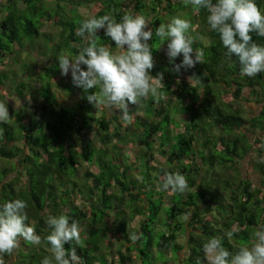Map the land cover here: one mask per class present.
<instances>
[{"label":"trees","instance_id":"1","mask_svg":"<svg viewBox=\"0 0 264 264\" xmlns=\"http://www.w3.org/2000/svg\"><path fill=\"white\" fill-rule=\"evenodd\" d=\"M81 1L90 3V13L85 16L78 11L80 18L75 20L74 11L63 15L59 13L58 2L47 8L44 7L47 4L43 0H0V63L3 66L7 63L4 58L7 57L6 53L12 50L11 46L19 49L25 37H37L39 33H43L45 29L40 27L42 23L57 28L54 32L57 38L65 39V44L69 45L72 52L71 56L75 57L81 48L86 46L84 39L76 34L84 20L109 15L121 22L125 14L143 15L150 19V27L154 31L149 43L152 46L155 66L150 74L157 75L156 79H159V74L163 75L164 87L160 90L165 93V98L156 102L150 97L143 105L145 110L148 109V116L145 118L138 114L135 117L137 119L130 124L123 122L121 113H117L118 110L106 109L103 105L98 107L102 114L97 116L85 115L84 110V119L76 124L72 122L76 114L74 111L72 114L73 106H69V102L71 98L76 97L91 108L92 104L88 100H81L78 93L66 97L71 92L66 93L63 99L57 92L56 98L48 104L42 97L38 105L39 113H54L56 120H51L54 121L51 124L46 120L45 124L40 126L42 137L38 141H35V135L31 132V121L25 118L26 114L14 117V120L19 122L17 128L9 123H1L0 159H7L12 165L8 166L7 162L0 163V205L15 199L27 201L26 223L35 228L42 240L51 232L46 223L47 214L59 210V215H67L70 222L75 220L79 224L86 218V226L80 227L82 243L77 245L73 241L65 245L66 249H76L83 264H93L95 260L100 259L94 253L99 245L90 240V236L98 231V222L105 225L106 232L112 229L111 232L108 231L109 238L106 239L110 253L102 255L103 264H118L116 260L123 261L128 242L131 241L126 231L123 232L126 245L120 244L123 251H120L117 245L113 251L111 245L117 239L116 233L119 234L115 221L118 211L123 213V224L128 221L124 203L133 205L130 218L139 214L140 210L142 213L137 225L130 226V234L143 235L149 230L150 223L161 221L164 229L158 234L154 249L167 258L162 264H205L203 245L213 237L220 238L223 247L233 255L236 254L241 246L250 244L252 234L258 226L264 224V103L259 105L256 113L248 117L243 116L241 108L239 109L241 102L252 97L256 103L264 100V73L252 78L241 76L238 58L233 56L229 60L226 56L227 49L223 46L219 34L212 30L208 23L207 10L197 11L191 5L186 6L184 0ZM18 2L22 7L18 6ZM256 3L264 12V0H256ZM181 10L186 11L185 16L197 31V34L190 36L196 38L193 47L204 52L205 63H197L194 68L176 73L171 69L174 64H179L178 60L183 57L181 55L170 63L166 52L160 51L163 45L156 47L160 38L155 36V29L161 24L169 23L174 17H180ZM97 35L99 40L104 36V30H99ZM202 36L206 38L205 41L200 38ZM252 36L254 42L264 46V37L255 33H252ZM114 43L107 37L102 45L113 47ZM51 45L61 49L60 46ZM51 45L50 48L53 49ZM82 67L86 69L85 65ZM5 71V67L0 69V75L5 76ZM50 71V68L44 65L40 70L34 69L31 74L39 75L43 72L50 78ZM13 72L15 73V70ZM3 83L0 79V84ZM36 84L38 88V83ZM19 94L23 95L21 92ZM35 95L32 94L31 99ZM22 102L27 104L26 99H22ZM83 106L81 103L77 109L82 110ZM133 106L135 105L130 108ZM79 118L75 119L79 121ZM87 119H90V122L85 126ZM132 123H135V128H131ZM245 125L251 130L256 129L251 138L243 129ZM91 128L95 129L97 135L94 133L95 135L90 136ZM94 136L97 145L92 142L93 146L89 137L94 141ZM16 140L20 144H16ZM118 141L121 146H117ZM107 144L119 148L128 144L129 148L135 147L134 154L125 153L120 157L121 154L115 152L109 160H102L101 156L107 152ZM143 145L145 149L142 148ZM139 146L142 149H138ZM153 150H157L160 159L154 156ZM94 151L99 153L97 171L85 169L78 180H71L70 175L64 173L68 167L75 171L76 165L81 164V161L88 164L94 162ZM245 154L256 156L252 159V169L260 168L259 171L254 170L260 176L259 186L251 187L247 177L239 178L235 183L225 174L221 175V179L212 180L213 174L222 173L216 170L218 167H232ZM139 159L141 165L136 163ZM205 162L207 165H204ZM115 165L119 168L112 170ZM155 167L158 171L155 175L151 174L150 177H153L149 180L157 182L158 188H161L166 173L179 172L185 175L189 184V190L183 194L161 190L167 197V201H164L167 208L159 216L158 204L153 202L151 196H156L159 200L162 195L153 194L152 190L146 197L143 194L142 182L134 189L136 180L130 171L134 170L140 177H145L147 173L149 176V169ZM50 169L55 170L56 174H50L51 178L46 179ZM8 174L11 176L6 178ZM73 175L75 176L74 173ZM54 181L57 182V188L46 189L42 186L43 183L50 186ZM218 184L226 188L225 194L215 188L219 187ZM76 192L79 196L75 202L73 195ZM97 209L102 211L103 220L102 217L97 220ZM145 211L146 217L143 216ZM187 213H190V218L184 220L183 217ZM175 217H178L177 220ZM182 224V241H177V236L182 234L179 230ZM234 229L238 231H234L229 239L226 234ZM146 243L151 244L149 236ZM50 247L46 243L40 246L30 245L26 250L19 249L13 256L5 255L4 258L10 261V264H41L45 256L51 257L48 249ZM123 264H129V261Z\"/></svg>","mask_w":264,"mask_h":264},{"label":"clouds","instance_id":"2","mask_svg":"<svg viewBox=\"0 0 264 264\" xmlns=\"http://www.w3.org/2000/svg\"><path fill=\"white\" fill-rule=\"evenodd\" d=\"M197 11L206 9L207 20L212 30L216 31L223 46L227 49L226 56L231 60L238 58L241 76L255 77L264 73V46L254 42L252 33L264 37V12L258 7L256 0H184ZM151 21L143 15L125 14L121 22L109 15L100 18H89L82 22L77 35L84 39L85 45L78 55L58 58V68L62 76L71 73L74 86L88 93L89 89H99L87 95V100L94 107L100 105L108 109L120 111L125 124L133 120L129 105L142 107L149 98L156 102L165 98L161 91L163 75L159 79L152 76L155 66L152 46L153 38ZM103 29L104 35L115 42L114 53L111 45L98 43V31ZM191 21L174 17L167 24L155 29V36L160 38L161 45L167 41L166 55L169 62L182 55L179 64L171 69L179 73L194 68L197 63L204 64V52L193 47L196 38L190 36ZM86 66V69L82 67ZM206 75V74H204ZM11 119L6 103L0 101V123H8ZM162 191L183 194L189 190L185 175L166 173L161 186ZM27 201L10 200L0 205V264H10L4 257L13 256L21 247V241L33 246L50 245L51 257L45 256L41 264H83L76 249H66L65 245L75 242L82 243L81 228L78 221H71L67 215H50L47 225L51 229L43 240L28 221ZM190 213L184 215L188 220ZM236 229L226 235L231 239ZM141 234L132 233L129 239L136 242ZM207 264H264V224L258 226L252 234L249 245L241 246L236 254L223 247L218 237L209 239L203 245ZM199 264V262H198Z\"/></svg>","mask_w":264,"mask_h":264},{"label":"rangeland","instance_id":"3","mask_svg":"<svg viewBox=\"0 0 264 264\" xmlns=\"http://www.w3.org/2000/svg\"><path fill=\"white\" fill-rule=\"evenodd\" d=\"M69 1V2H67ZM81 0H43V2L45 4H47L44 7H50L53 5H56V2H58V4L60 5V14H68L71 11L75 12V20H77V18L79 19L80 17V13L83 15H89L90 11H89V6L90 3L87 2H83ZM144 2H146L145 0H143ZM69 4V5H68ZM147 4V3H146ZM18 6L22 7V4H20L18 2ZM173 8L177 9L178 6H172ZM72 8V9H71ZM80 13H79V12ZM178 11V10H177ZM181 14H180V18H184L187 19V16H185L186 11H182L181 10ZM79 15V16H78ZM83 17V16H82ZM32 19H34V17H32ZM188 20V19H187ZM42 27L43 33H39V35L36 36H32V37H25L23 39L22 46L18 49H14L12 46L10 47L12 50H10V52L6 53V58H4V62H7L6 64L0 63V68H6V71L4 72V74H6L5 76L0 75V79H2L3 81H6L10 86V90L9 92L14 93L13 95L11 93H9L7 90L4 89V91L1 94V90L3 87L0 88V101L4 102L7 104L8 109H9V114L11 116L10 121L8 122L11 126L17 128L19 126V122L14 120L15 116L21 115V114H26V119L30 120V127H31V132L32 134L35 135V141H38L42 135L40 133V126L44 125L46 120L50 121L49 123H53L56 119L54 118L55 115L54 113H50L49 111H46L43 114L37 113L39 107L33 105V103L30 100L31 95L32 94H37L38 96L35 97V100L38 99H42V97L45 99V103L48 104L50 100H52L53 98H56V94L60 93L59 97L60 98H64L63 96L66 93H72L74 91L78 90V94L80 96V99L83 101H87V95L91 94L92 92L96 91L97 93H99V89H89L88 93H85L83 89L76 87L73 85L72 80H71V75L69 74L68 76H62L58 81H56L55 79L50 80L47 76H45L46 74L43 72H40L39 75H36L35 73L31 74L34 70V68L37 65H42L43 63H45V60L48 61V63H46V65L50 68V73L51 76L55 77L57 76V74H60V70L58 68V58L61 55H67L70 57V55L72 54V52L70 51L69 45L65 44V39L63 37H59V39L57 38V35L54 33L57 29L55 28V26H48V24L46 23H42V25L40 26ZM47 29V30H46ZM49 29V30H48ZM46 31V32H45ZM189 35H195L197 34V31L194 27V25L192 24V29L189 30ZM107 38L105 35L100 38L98 40L99 44H102L103 40ZM202 39V41H205L206 38L205 37H200ZM52 41L51 44H54L56 46H60L61 49L56 48L55 46L53 47L50 42ZM156 44V43H155ZM50 45L53 47L50 48ZM156 47L160 48L161 47V42L158 41ZM167 50V42L165 41V43L163 44V48L160 51L161 53L166 52ZM114 53H119V49L114 48L113 50ZM10 53V54H9ZM52 56H51V55ZM182 59L180 58L178 61L180 62ZM13 70H15V73L13 72ZM181 72H183V69L181 70ZM61 75V74H60ZM186 77V75H184ZM61 82V84H60ZM36 83H38V88L36 86ZM55 87H58L55 89ZM19 92L25 94L27 93L30 98H23V95H20ZM58 92V93H57ZM17 94V95H15ZM253 98V97H252ZM250 98L248 101H244L241 102V105L239 107V109L241 108V113L243 116L248 117L251 116L252 114L256 113L259 109V105L264 103V100H262L260 103H256L254 102V99ZM22 99H26L27 104H23L22 103ZM34 99V98H33ZM31 99V100H33ZM84 104L82 110L81 109H77L79 108V105ZM91 104V103H90ZM69 106H73V108H71L72 114L73 111L75 112V118L80 117L79 121L78 119H71L72 122L78 124L81 122L82 119H84L83 116V112L85 110V115H91L93 114L94 116H97L98 114H102V111L100 110V108H96L93 105H91L90 107H87L88 105H85V103L80 102L79 99H77L76 97L71 98L70 102H69ZM131 107V104L129 105V108ZM89 108L91 109V111H89ZM103 108L108 109L106 106L103 105ZM77 109V110H76ZM144 110L141 111L139 110ZM117 113H120L117 112ZM105 113H103L104 115ZM130 114L133 117V120H136L137 118H135L136 116L141 115L142 117H147L148 116V109L144 108V106H142V108H136V106H133L132 108H130ZM51 120H54L53 122ZM90 119H87V122L84 123L85 126H87V124L89 125V121ZM47 121V122H48ZM26 123V122H25ZM1 125V123H0ZM57 126V123H56ZM130 126H132L131 128H135V123H132ZM243 129L246 131V134L249 138L252 137V135L255 134V130H251L249 129L246 125L243 127ZM91 134L95 135L97 132L95 131V129L91 128ZM95 133V134H94ZM15 134V132H14ZM97 135V134H96ZM133 137V136H132ZM90 138V143L93 144L95 142V144L97 145V139L94 136V141ZM218 141V140H216ZM93 142V143H92ZM115 142V141H113ZM16 144H20V142L18 140L15 141ZM125 145V146H124ZM123 148H119L117 146H121V144L119 143V141L117 142V146L113 147L112 144H107L106 146V151L104 156H101V159L103 160V158L105 160H109L110 157L115 153H120V157H123L125 155V153H127L128 155H133L134 154V150L135 147L129 148L128 144H124ZM131 145V144H130ZM94 146V144H93ZM101 147H103L101 145ZM141 146L138 147V149H140ZM145 149V146L143 145V147ZM141 148V149H142ZM154 152V156L159 158L161 156H159L157 154V150H153ZM116 153V154H117ZM97 152H93L92 156L93 157V161L92 163L88 164V162L86 161H81V164H78V166L76 165L75 171L72 170L71 167H68L66 169V171L64 173H66V175H70L71 180H78V177H81V175L83 174L84 170L87 169L89 171L95 172L97 171V167L99 165V159ZM123 155V156H122ZM256 156L255 155H251L250 154H245L241 160H238L237 162L234 163V166L232 165V167H218L216 170L219 172H222L220 175L218 174H213L212 175V180L213 179H221L223 177H221L222 174H225L226 176L228 175L230 179H232L235 183L238 181L239 178H244L247 177L250 180V186H259L260 185V176L256 171H259L258 168L252 169L253 163H252V159H255ZM8 163V166H11L12 163H10L11 161L7 160V159H0V163ZM137 164L141 165L140 159L136 162ZM204 165H207V163L205 162ZM131 166V165H130ZM132 167V166H131ZM119 168L118 165H115L114 167H112V170H117ZM235 168L237 169V171H235ZM130 169V168H129ZM256 170V171H254ZM133 173V177L136 180V184L134 186V189H137L138 183L142 182L144 183L143 186L144 188H142L143 194L148 197V193L152 192L153 190V194H158V195H162L161 199L158 200V198H156V196H151L153 202H155L156 204H158V213L157 216L162 215L164 213V211L167 208V203H165L164 201H167V197L165 194L162 193V191L160 190L161 188H158V183L155 182H151L150 180H152V177H150L151 174H156L158 169L152 168L149 169V176L148 173L145 177H140V175H137L138 173L134 172V170H130ZM69 173V174H68ZM73 173L75 174V176L73 175ZM13 174V172L11 173ZM11 174H8L6 176V178H9L11 176ZM52 174H56L55 170L50 169L47 172V176L46 179L51 178ZM264 175H262V179H263ZM63 178H67L66 176H63ZM23 179V178H22ZM20 179V181L22 180ZM150 179V180H149ZM70 180V181H71ZM19 181V182H20ZM44 187H46V189H54L57 188V182L54 181L50 186L46 185L45 183H43ZM60 186V185H59ZM219 186V184H218ZM215 188L219 191H223V193L225 194L226 192V188H222V186L220 187H216ZM263 188H264V184H263ZM208 193H210L209 191H207ZM206 192L207 195H209ZM217 195V193H216ZM73 200L76 202L78 201V196L79 193L76 192L73 195ZM144 200V199H143ZM127 202H131L129 200H126ZM141 202H144L141 200ZM122 206V204H121ZM124 209L126 208V217L128 218V220L130 219L131 216V207H133V205H129L124 203L123 204ZM122 209V207L120 208ZM223 210V209H222ZM59 210L54 211L53 213L47 214V216H45V218L49 217L50 215H55L58 216L60 213L58 212ZM96 211V216H97V220L98 218L103 220V215L102 211L97 209ZM139 216H135V218L131 219L132 222H134V226L137 225L136 220L139 218H142V213L141 210L138 212ZM214 213V211H213ZM146 211L143 214L144 217H146ZM178 217H175V220H177ZM157 219V218H155ZM125 220V219H124ZM117 227L119 229V234L116 233L117 239H115L112 242L111 245V249L114 251L116 245L119 246L120 251H123V247L120 246V244L122 245H126L125 242V237L123 232L126 231L127 236H130L129 233V228H130V224H128L126 221V224H123V213L120 211H118L116 218H115ZM86 218L82 219V222L79 224V226H86ZM177 222V221H175ZM99 225H97L98 231L96 233H94L93 235L90 236V240L91 242H96L99 246L98 249H96V251H94L95 254H97L99 261L95 260L93 262V264H103L104 259L102 258L103 254L106 253H110V251L108 250V247L106 246V239L107 237L109 238V235H107L108 231L110 229H108V231L106 232V227L103 223L98 222ZM149 226V223H148ZM147 226V227H148ZM161 229L163 230L164 227L161 223V221H157L155 220L154 223H150V228L149 230L141 235L139 242H132L129 241L128 242V250H126V256L124 255L123 257V261H119L116 260V262L118 264H123L126 263L127 261H129V264H162V261H164L165 259H167L165 256H163V253L157 251L154 249L155 247V242L158 239V234L160 233ZM183 229H184V224H182V226H180L179 230L182 234H179L177 236V241H182V237H183ZM112 231V229L110 230V232ZM83 233V231H82ZM85 234V233H84ZM114 235V234H113ZM126 235V234H125ZM104 236V237H103ZM148 236L150 237L151 240V248L150 245H148L146 243V239L148 238ZM245 244L247 243V241H243ZM30 246L29 244H26L23 242V245H21L20 250H26V248ZM50 249V248H48ZM181 256V254H179ZM107 258V257H106ZM171 260V259H170ZM168 261V260H167ZM205 264H207V260L204 254V261Z\"/></svg>","mask_w":264,"mask_h":264},{"label":"crops","instance_id":"4","mask_svg":"<svg viewBox=\"0 0 264 264\" xmlns=\"http://www.w3.org/2000/svg\"><path fill=\"white\" fill-rule=\"evenodd\" d=\"M114 48H116V46H115V43H114V45H113V47H112V50H114ZM121 50L119 49V52H120ZM70 57H73V56H71L70 55ZM46 63H48V61L47 60H45V63H43L42 65H37L34 69H41V67L42 66H44V65H46ZM0 69H2V68H0ZM61 74V73H60ZM58 75L57 74V76H55V77H53V76H51L49 79L50 80H53V79H55L56 81H58L61 77H62V75ZM70 75H71V73H69ZM4 83L3 84H0V87H3L2 88V90H1V94H4V93H2L3 91H4V89L5 90H7L8 92H9V90H10V86H8L9 84L6 82V81H3ZM60 84H61V82H60ZM36 86H37V84H36ZM56 89V88H55ZM9 93H11V92H9ZM78 93V90L77 91H74V92H72L71 94H68L66 97H71V96H74V94H77ZM12 95L14 94V93H11ZM15 95H17V94H15ZM23 96H24V98H30V96L27 94V93H25V94H23ZM36 96H38L37 94L32 98L33 100H31V98H30V101L33 103V105H35V106H38L39 105V103H40V99H38V100H35V97ZM23 103V102H22ZM37 113H39V109H38V111H37ZM135 216L137 217V216H139L138 214H134L129 220H128V224H130V226H132V227H135L134 226V222H132L131 221V219H133V218H135ZM138 220H139V217H138V219L136 220V222H138Z\"/></svg>","mask_w":264,"mask_h":264}]
</instances>
